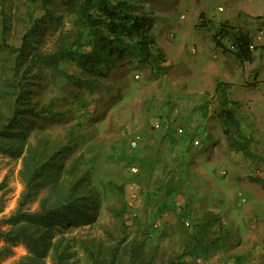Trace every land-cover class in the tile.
<instances>
[{"label": "rangeland", "instance_id": "1", "mask_svg": "<svg viewBox=\"0 0 264 264\" xmlns=\"http://www.w3.org/2000/svg\"><path fill=\"white\" fill-rule=\"evenodd\" d=\"M22 4V0H0V30L1 10L5 8L10 17L9 41L18 47L25 32L26 12ZM202 4L209 5L205 9L207 14L224 17L232 8L241 7L239 0L145 1V13L156 17L157 48L167 58L160 71L141 64L134 55L123 62L120 70H113L110 76L92 85L83 82L81 79L86 78L71 65L68 70L75 80L48 74L31 88L28 100L32 111L45 108L52 111V115L24 120L19 128L27 134L26 148L47 140L60 141V147L69 143L66 169L80 158L78 171L88 174L91 188L99 193L101 201L94 222L72 227L65 235L108 241L106 229L112 224L116 226L110 208L119 206L108 181L123 184L130 180L135 182L125 187L126 200L132 207V212L126 216L128 233L133 238L149 231V246L159 247L157 254L161 261L181 252V220L189 222L188 229H192L194 221L211 212L219 215L226 230L224 246L209 261L198 259L194 263L186 259L189 264H240L242 258L241 264H262L264 191L248 178L254 175L264 178V164L256 167L243 156L229 152L227 146L212 145L221 127L215 114L218 109L215 86L209 85L212 76L206 72L205 64L217 61L213 56L218 57L223 52L222 48L215 49L209 30L197 20V10L202 9ZM219 6L224 8V13H218ZM55 13L63 16L62 22L54 21L53 27L46 24L39 38L32 39L42 50L53 48L57 30L72 27L74 16L68 14L67 6L59 4ZM253 25L246 32L254 34ZM194 48L196 53H192ZM5 56L1 57V62L6 61ZM246 67L244 73L250 72L251 66ZM239 83L243 86L232 84L235 89L231 95L241 103L238 117L245 134L253 137V150L264 155V84L259 85L253 76L247 80L240 77ZM205 103L209 104L207 117L200 108ZM160 122L170 129L188 124L196 130L200 146L184 142L175 132L172 137L165 136L167 127L154 129ZM135 137H140V143L133 148L131 142ZM123 151L135 152L139 158L153 161L152 175L149 171L131 175L130 167H125L126 162L121 158ZM25 153L22 151L20 156L0 153V185L3 186L0 230L3 231L10 228L5 221L17 211L25 189L21 178ZM169 187L173 190L167 195ZM48 194L49 187L43 188L25 210L30 213L39 210ZM239 194L247 199L245 203ZM164 204L168 205V210L158 217L159 208ZM188 211L192 219L182 218ZM161 230L167 233L166 237L159 238ZM61 235L57 233L56 239ZM3 246L0 240V248ZM29 253L24 244L14 246L10 255L0 258V264H17ZM75 259L87 264L80 250ZM45 261L52 264L51 252Z\"/></svg>", "mask_w": 264, "mask_h": 264}, {"label": "trees", "instance_id": "2", "mask_svg": "<svg viewBox=\"0 0 264 264\" xmlns=\"http://www.w3.org/2000/svg\"><path fill=\"white\" fill-rule=\"evenodd\" d=\"M145 1L22 0L26 13L23 18L25 32L20 47L9 41L10 17L5 8L1 10L0 153L14 156H20L22 151L26 153L21 171L25 189L17 211L5 221L10 228L7 231L0 230V240L5 244L0 248V258L10 255L14 246L24 244L30 253L17 264H46L48 252H51L52 264H81L75 259L79 250L84 253L87 264H189L186 259L194 263L198 259L209 261L224 246L226 230L219 215L210 212L194 221L192 229H188L189 226L181 220V252L167 261H161L157 254L159 247L149 246V231H143L141 236L135 235L133 238L128 233L126 216L132 212V207L126 200L125 187L135 182L130 180L123 184L108 181V187L113 190L119 202L118 207L110 208L116 226L112 224L111 228L106 229L108 241L97 237L65 235L72 227L87 226L95 221L101 204L99 193L91 188L88 174L78 171L80 158L66 169L69 143L60 147V141L47 140L36 145L30 144L26 148L27 134L19 128L28 117L52 115V111L45 108L33 112L28 100L35 82L48 74L73 81L75 76L68 70L73 65L86 78L81 80L92 85L110 76L113 70H120L123 62L134 55L141 64L149 65L153 71L162 69L167 58L157 48L156 17L145 13ZM59 4L67 6L68 14L74 16L72 27L57 30L53 48L42 50L32 39L43 32L46 24L53 27L54 21L62 22L63 16L55 13ZM255 20L256 24L264 23V17ZM251 35L224 23L214 39L219 46L220 38L229 39L239 48L233 53L238 59L253 62V52L248 49ZM2 56H5V62H1ZM232 89V84L216 80V118L229 152L243 156L258 167L264 164V155L253 150V137L244 132L242 120L237 113L241 103L232 98ZM208 107V103L200 107L204 117L208 116ZM160 124L159 128L155 124L154 129L163 130L167 127L169 135L165 133V136L172 137L170 135L175 132L184 142L195 146L198 134L188 124L180 129H170ZM179 130H182L181 134ZM121 158L126 162L125 167H130L131 175L137 176L143 171H149V175H152L154 162H149L148 158H139L135 152L126 151L122 152ZM134 168L137 169L136 173L133 172ZM248 181L264 191L263 177L250 176ZM2 187L0 185V190ZM45 187H49V194L41 201L39 210L27 212L26 207ZM172 190L169 187L167 195L172 194ZM167 210L168 205H162L158 217ZM191 216L188 211L182 218L192 219ZM57 233L62 235L56 239ZM166 235L161 230L159 238ZM261 258L264 264V254Z\"/></svg>", "mask_w": 264, "mask_h": 264}, {"label": "crops", "instance_id": "3", "mask_svg": "<svg viewBox=\"0 0 264 264\" xmlns=\"http://www.w3.org/2000/svg\"><path fill=\"white\" fill-rule=\"evenodd\" d=\"M239 2L241 4V7L240 8L237 7V9L235 10L234 8H232L230 13H228L225 17L223 15L218 16L216 15V13L207 14L205 12V9L207 6H209L208 4H202V9L200 11H198L199 9L197 10V8L195 7L198 14L197 20L203 23L204 29L209 30L208 31V33H210L209 37L210 36L213 37L215 49L216 48L218 49V47L221 48L214 39V36L222 24L225 23L228 26L236 28L237 30H242L246 32V29H249L248 27L251 24L252 25L254 24L253 26L256 25L257 23L255 20L256 18L264 17V0H239ZM218 13L220 14L224 13V8L219 6ZM202 14H203V18L201 19ZM196 29L198 30L197 27ZM249 34L251 35V33ZM206 40H207V36H206ZM222 52H223L222 55L218 57L213 56V58H215L216 60L218 59L217 61L211 60L207 64H205L206 72H208L209 76H212L211 77L212 81L209 80V85H212L214 87L216 84V80L221 79L230 84L237 83L243 86L242 84L239 83V78L243 77L244 80L245 79L247 80L252 76L256 79L259 85L264 84V45L253 53V62H242L240 59H238V57L235 54L226 52L223 49ZM234 58L239 60L241 64L236 63ZM247 65L251 66L250 72L244 73V69H247L246 67ZM233 89H235V86H233ZM217 135L218 136L217 138L214 139L212 145L216 146L217 143H219L220 145L227 146L222 131L221 133H217ZM168 224H170V222H168Z\"/></svg>", "mask_w": 264, "mask_h": 264}, {"label": "built area", "instance_id": "4", "mask_svg": "<svg viewBox=\"0 0 264 264\" xmlns=\"http://www.w3.org/2000/svg\"><path fill=\"white\" fill-rule=\"evenodd\" d=\"M255 28H256V32L253 35H251V41L248 44L249 51L253 53L256 52L259 48H261V46L264 45V23L262 25L256 24ZM219 40L221 41L220 43L222 45V46L220 45V47L223 50H227L231 53H236L238 51L239 48L235 46L234 43L230 41L229 39L220 38ZM192 53H196L195 48L192 50ZM159 126H160L159 124H156L157 128H159ZM179 133L181 134L182 130H179ZM139 143H140V137H135L134 140L131 142V146L133 148H136L139 145ZM194 145L200 146V141L195 140ZM133 172L136 173L137 169L134 168ZM239 196L243 203L247 201V199L243 197L242 194H239ZM185 225L188 227L190 226V223L186 222Z\"/></svg>", "mask_w": 264, "mask_h": 264}]
</instances>
